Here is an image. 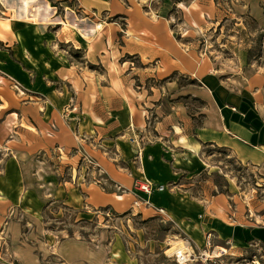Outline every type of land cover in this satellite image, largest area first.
I'll list each match as a JSON object with an SVG mask.
<instances>
[{"label":"crops","instance_id":"1","mask_svg":"<svg viewBox=\"0 0 264 264\" xmlns=\"http://www.w3.org/2000/svg\"><path fill=\"white\" fill-rule=\"evenodd\" d=\"M77 1L81 18L54 17L57 26H49L32 22L22 0L23 22L11 21L10 29L0 30V72L10 78L3 77L5 80H14L25 90H19L20 95L29 97L33 156L43 153L51 159L35 160L34 179L40 182L33 188L27 186L15 154L0 175V207L4 211L15 207L24 213L33 226L28 236L36 237L35 249L40 254L23 245L21 223L13 219L7 223L10 235L5 238L10 249L0 253V264H137L122 246L112 247L102 240L95 244L71 235L54 245L47 242L44 233H39L40 225L44 229V208L61 201L77 210L113 205L125 212L131 208L130 196L137 200L127 192L136 179L176 184L173 166L198 170L204 165L203 154L211 147L228 151L238 164L253 167L264 177V67L248 59L249 49L238 46L236 62L196 58L175 40L169 21L145 13L143 4ZM188 1L178 5L192 7L195 3L194 9L203 2L213 5V20L231 14L213 0ZM242 1L235 15H252L254 11L264 16V0ZM116 16L125 19L124 26L107 21ZM95 19L102 23L89 24ZM192 31L200 33L198 27ZM68 48L84 50V62L69 55ZM128 57L137 58L145 71L138 72ZM91 66H99L100 71ZM174 73L197 80L200 88L183 93L171 78ZM142 76L145 80L138 83ZM151 76L160 77L164 84L147 88L145 81ZM181 95L198 98L207 108L190 114L186 104L174 101ZM166 97L167 107L163 108ZM154 108L157 116L151 132L155 139L146 143L150 135L147 113ZM199 115L203 119L196 124ZM18 124L17 132L22 134L24 129ZM86 158L124 193H105L98 184L83 183ZM153 168L161 172L152 176ZM65 175L70 178L59 179ZM177 186L169 193H142L141 199L150 203L147 207L140 202L145 217L152 216L155 207L168 209L170 216L196 230L193 235L199 245L207 235L219 244L264 243V206H260L264 203H253V208L245 203L241 210L222 194L212 200L206 194L196 199L188 194L190 185ZM176 207L181 213L178 217L174 215ZM11 224L15 234L19 232L15 246ZM41 242L47 243L43 249L47 255L39 249Z\"/></svg>","mask_w":264,"mask_h":264},{"label":"rangeland","instance_id":"2","mask_svg":"<svg viewBox=\"0 0 264 264\" xmlns=\"http://www.w3.org/2000/svg\"><path fill=\"white\" fill-rule=\"evenodd\" d=\"M24 1L27 3L25 8L30 10L31 21L36 24L57 26L58 23L52 20L54 17L76 19L77 16V18H81V9H79L77 0ZM121 1L143 4L146 9L145 13L152 14L159 19L166 18L169 21L175 40L196 58L207 60L220 58L236 62V55L238 54L236 48L241 46L249 49L248 59L251 62L253 61L256 65L264 67V16H257L254 11H252V15L249 13L235 15L236 8L243 5L242 0H213L219 9L225 10V13H231L230 15L226 14L229 17L220 16L216 20H213L214 6L210 7L205 2L194 9L197 7L195 3H192V7L190 5L188 7L178 5V2L184 0ZM188 4H190V0ZM67 12L69 13L67 14ZM25 13L28 14L27 11ZM262 15H264V10ZM92 18L94 19L95 16L92 15ZM11 21L15 23L23 22L22 0H0V30L10 29ZM107 21L118 22L124 26L125 19L116 16L109 18ZM91 23H97L98 25L102 21L95 19L89 21V24ZM197 27L200 31L199 35L192 31L193 29L197 30ZM100 32H102V29ZM67 50L75 60L84 62V50L72 48ZM128 60L138 69V72L145 71L146 68L141 66L137 58L128 57ZM91 68L100 71L99 66H91ZM159 73L162 77L163 73L161 71ZM3 77L8 76L0 72V175L3 174L5 165L15 154V159L18 160L17 165L23 172L27 186L33 188L35 183L40 182L34 179L33 164L35 160L51 161V159L43 153H38L37 157L33 156L32 141L34 140L31 138V130L28 129L31 127L28 120L30 117L29 97L19 94V90L23 92L25 90L16 81H8ZM160 77L151 76L150 79L145 81L146 87L164 84ZM171 78L176 80L179 90L182 88L183 93H186L185 89L195 90L201 86L197 80H192L182 74L174 73ZM140 80L145 79L143 76L142 78L138 77L137 82L139 83ZM167 98L164 99L163 108L167 107ZM35 101L39 102V99H35ZM174 101L186 104L188 112L193 115L207 108L205 102L189 95L178 96ZM154 110L155 108L147 113L149 118L147 130L150 135L145 138L146 143L155 139V134L151 132L157 116ZM202 119L199 115L196 124H199ZM19 122L24 129L22 134L17 132ZM202 159L204 165L198 170H189L190 167L180 169L178 166H173L175 172V179L173 180L176 181V184L174 182L164 184L165 191L163 192L169 193L174 187L179 188L177 185L184 184L185 186L190 185L187 191L189 196L193 198L197 199L206 194L209 200H212L213 196L222 194L226 198L228 197L233 207L235 202L241 210L246 205L245 203H248L252 208L254 207L253 203H264V177L259 175L253 167L240 165L228 151L213 147L206 150ZM84 166L86 171L84 176L81 177L83 183L91 181L98 184L102 192L105 193H124L123 190L116 188L106 173L95 166L90 158L84 160ZM160 172L159 168L150 169V175L152 176ZM68 178H70L69 175H65L62 179L59 177L60 180H67ZM140 180L143 179H136L131 189L127 190L128 193L134 194L139 202L132 197L133 195L130 196L131 200L128 204L131 205V208L126 209L125 212H121L113 205L98 206L97 208L89 205L88 207L84 206V210H77L64 206L61 201H56L48 208H44L42 218L44 229L42 230L40 225L39 233H44V239L53 243L52 245L62 238L72 235L76 238L90 240L95 244L102 240L103 244H111L112 247L115 245L122 246L128 258L134 259L137 264H175L167 255H170L177 246H182L184 240L188 239L192 244L194 253L199 257L200 253L204 251L205 238L202 244H197L193 235L195 230L193 227L188 224L183 225L177 218L170 216L167 213L168 209L166 210L164 207H155V212L151 211L153 215L149 217H145V213L141 212L145 209L141 199V196L144 195L138 193L135 186ZM148 180L160 185L157 184V181ZM37 190L41 192V189ZM13 208L15 207H10L8 211H4L0 207L3 214V217L0 216V253L10 249V241H6L10 235L7 234L9 227L7 223L16 219L22 226L21 242L24 246L30 245L35 254L40 257L37 249H35L37 245L36 237L34 235L28 236V233L33 230V226L28 224L23 212L16 211ZM148 214L150 215V213ZM174 215L176 217L181 215L178 207L175 208ZM10 228L13 229L11 233H13L12 241L15 246L20 241L18 239L19 232L15 234L12 224ZM46 246L47 243L41 242L39 249L43 250L47 248ZM112 247L109 246V249H112ZM214 248L218 249L217 257L213 254ZM43 253L47 255L45 250H43ZM207 254L208 259L206 261L200 259L192 264H264V243L243 242L234 244V242H229L219 244L213 241L212 247L207 249Z\"/></svg>","mask_w":264,"mask_h":264},{"label":"built area","instance_id":"3","mask_svg":"<svg viewBox=\"0 0 264 264\" xmlns=\"http://www.w3.org/2000/svg\"><path fill=\"white\" fill-rule=\"evenodd\" d=\"M138 193H143L147 196H152L155 191L163 192L165 191L164 185H156L152 183L150 180H140L135 184ZM146 205H149V201H143ZM212 235H207L204 244V251L201 252L199 257L194 253V249H192V244L188 239H185L182 246H177L174 248V251L171 252L167 257L175 262V264H192L193 262H197L198 260L206 261L207 258V249L212 247ZM205 256V258H203Z\"/></svg>","mask_w":264,"mask_h":264},{"label":"bare ground","instance_id":"4","mask_svg":"<svg viewBox=\"0 0 264 264\" xmlns=\"http://www.w3.org/2000/svg\"><path fill=\"white\" fill-rule=\"evenodd\" d=\"M174 250V249H173ZM218 249H215L214 248V252H213V254H214V256H216L217 257V255H218V251H217ZM171 251V250H170Z\"/></svg>","mask_w":264,"mask_h":264},{"label":"trees","instance_id":"5","mask_svg":"<svg viewBox=\"0 0 264 264\" xmlns=\"http://www.w3.org/2000/svg\"><path fill=\"white\" fill-rule=\"evenodd\" d=\"M192 84H194V83L192 82Z\"/></svg>","mask_w":264,"mask_h":264}]
</instances>
